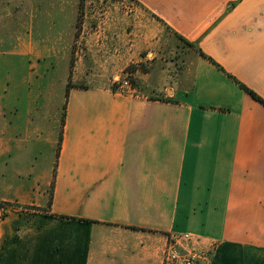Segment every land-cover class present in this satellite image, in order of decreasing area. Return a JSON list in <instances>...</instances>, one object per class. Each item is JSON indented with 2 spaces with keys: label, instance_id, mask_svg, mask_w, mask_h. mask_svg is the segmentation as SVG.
Instances as JSON below:
<instances>
[{
  "label": "crops",
  "instance_id": "0c3cea01",
  "mask_svg": "<svg viewBox=\"0 0 264 264\" xmlns=\"http://www.w3.org/2000/svg\"><path fill=\"white\" fill-rule=\"evenodd\" d=\"M60 1L0 0L27 27L10 64L52 56L31 32ZM136 2L94 25L75 0L68 98L0 97V264H164L184 234L197 264H264V105L241 87L264 100V0Z\"/></svg>",
  "mask_w": 264,
  "mask_h": 264
},
{
  "label": "rangeland",
  "instance_id": "374dc122",
  "mask_svg": "<svg viewBox=\"0 0 264 264\" xmlns=\"http://www.w3.org/2000/svg\"><path fill=\"white\" fill-rule=\"evenodd\" d=\"M47 1L52 2L54 0ZM86 1L94 3V9L92 8L94 11L92 18L94 19L91 21V24L94 25L95 21H100L106 17L105 12L107 9L103 11L104 6H106L105 3H109V12L112 11L111 7L119 6L125 9L127 16L132 15L135 8H138L136 0H82L83 5L86 4ZM58 3L56 9L48 7L46 15L43 16L40 13V16L34 20V25L32 24L31 32L35 35L37 48L40 47L44 52L52 51V56L41 61L30 59L24 71L21 66H13L10 62L15 59L12 52L20 42L18 36L23 35L24 30L27 32V27L25 29L24 25L18 23V17L16 15L12 16L11 13H7V19L0 24V97H9L17 103H14V106L7 103L6 114L8 115L12 114V108H18V116L26 115L30 103L35 104L36 99L58 102L63 96L68 98L70 93H68L69 84L72 85L71 88L83 86L72 83V73L76 68L77 61L83 55L82 43H77L72 49V57L68 56V59H65V54L70 50L69 40L74 37L73 28L75 26L74 22H76L77 6L75 0H61ZM82 10L84 11V7ZM143 13L146 12L143 11ZM86 16L87 14H85ZM158 21L161 22L159 19ZM32 61L37 65V68L30 70ZM150 61L149 58L146 63H135L128 66L123 72L124 79L117 78L113 82V89L132 92L137 82L135 78L137 70L142 73L149 71ZM12 76H18L21 81L25 82H21L20 86L10 83ZM127 81H129V84L122 87L123 83ZM32 105L31 107H38V105ZM15 112L17 111L15 110Z\"/></svg>",
  "mask_w": 264,
  "mask_h": 264
},
{
  "label": "built area",
  "instance_id": "2783aa9c",
  "mask_svg": "<svg viewBox=\"0 0 264 264\" xmlns=\"http://www.w3.org/2000/svg\"><path fill=\"white\" fill-rule=\"evenodd\" d=\"M129 81L124 82L122 87L128 85ZM194 236L192 234H184L175 236L173 241L169 243L164 256V264H197L207 258L204 251H189L183 247V244L192 242Z\"/></svg>",
  "mask_w": 264,
  "mask_h": 264
},
{
  "label": "trees",
  "instance_id": "16d2710c",
  "mask_svg": "<svg viewBox=\"0 0 264 264\" xmlns=\"http://www.w3.org/2000/svg\"><path fill=\"white\" fill-rule=\"evenodd\" d=\"M78 27L80 28V22L78 24ZM182 41H184L182 39ZM185 42V41H184ZM186 44H188L190 47H192L193 45L192 44H189L188 42H185ZM135 69H137L135 66H134ZM138 71V70H137ZM136 82V81H135ZM137 84V82L135 83V85ZM72 87L71 84H69V90H68V93L70 92V88ZM241 87H243L246 91H248L255 99H257L259 102H261L263 105H264V100L258 96L256 93L248 90V88H246L243 84H241ZM4 205H7V204H4V203H0V208L3 207Z\"/></svg>",
  "mask_w": 264,
  "mask_h": 264
}]
</instances>
